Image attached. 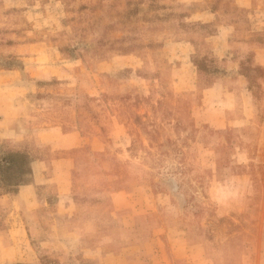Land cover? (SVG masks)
<instances>
[{"label":"rangeland","instance_id":"1","mask_svg":"<svg viewBox=\"0 0 264 264\" xmlns=\"http://www.w3.org/2000/svg\"><path fill=\"white\" fill-rule=\"evenodd\" d=\"M257 5L260 15L249 0H0V157L46 158L50 145L14 136L59 137L75 117L106 146L65 151L67 212L41 205L24 223L0 181V232L12 215L26 225L27 264L106 262L68 254L70 230L81 249L116 253L112 264H264V67L250 45L264 36L248 32L264 21ZM236 23L250 40L233 41ZM218 43L241 57L253 90L240 122L221 90L203 95L222 72ZM179 240L190 257L174 258Z\"/></svg>","mask_w":264,"mask_h":264},{"label":"crops","instance_id":"2","mask_svg":"<svg viewBox=\"0 0 264 264\" xmlns=\"http://www.w3.org/2000/svg\"><path fill=\"white\" fill-rule=\"evenodd\" d=\"M257 4L258 0H249V8L255 11L254 14L260 15L258 13L262 11V7ZM237 24L239 23H236L231 27V36L237 31V26H239ZM253 31L248 32L257 33L256 31H259L258 33H260V31H262L261 34L264 36V21L258 20ZM230 35L228 34V38ZM233 36H238L235 37V40H233L235 43H243V40L251 39V37L245 36L244 33L242 35L234 34ZM261 41L263 42L258 40L253 42L251 40L250 45L252 47L254 64L264 67V37ZM230 46L232 45H222L219 43L216 44V46H213L211 54L216 58V61L221 62L222 66L219 68L222 72H219L220 75L217 80L203 90V95H205L206 92L210 94L213 91L221 90V104L226 108L232 109L234 114V118L232 120L233 122H236L237 120V122H240V120L245 119V116L247 115L246 110L250 107L252 108L254 105L253 90L249 86L247 76L244 72H242L241 57L239 58L235 52L230 51L232 50L230 49ZM201 108L204 109V107ZM248 116L247 118H249ZM16 118L17 117L15 116V123ZM75 118L76 119L74 124H72V128L64 129L62 125L61 127L57 126L58 131L56 126H51L49 128L48 133H56L57 131L60 133L59 137L44 139L43 137H40L41 135H39V137L37 136L36 138L34 135H29L28 133L14 136V138L20 142H45L50 145L51 150L54 151L52 152L53 154L46 156L44 159L34 160L31 164L33 171L31 182L21 185L17 192H14L12 195L10 194L6 197L10 198V200L13 199L11 201H18V208L22 210V217L20 216V220L24 223H28L29 220H31V222L35 220V213L41 205L49 206L52 203L58 204L59 208L62 206L60 212H67L66 205L67 200H69L70 187H68L67 183H65V185L61 183V175L62 173H71L69 164L72 159L67 156V152L65 151L79 147L82 144H87L88 148L94 154L106 151L104 140L100 135L101 132L99 133V131H97L93 134L84 135L81 131L84 127L82 124V118ZM216 122L218 123L219 121ZM11 124L12 121L10 120V130ZM20 124L27 126L23 123V119H21ZM262 127L264 128V122L262 123ZM56 152H60L61 154L56 155ZM62 162L65 163L64 165L66 166L64 170L60 167ZM40 187L43 191L42 195H40L39 192ZM50 196H54V202L49 200ZM14 202L8 205L9 211H12V214H15L13 208L17 206V203L15 205ZM11 217H13V221L8 219V221H10V225L0 232V264L35 262L36 255L32 253L29 246L25 243V235L27 234L26 225L22 226L19 224V222H17L18 219L14 215L10 216V218ZM80 238L81 234L77 230H70L67 232L64 236L62 244L64 245L66 252L68 251V254H83L84 258H92L93 260L99 255L104 254L102 258L106 260V262L104 261L102 264H112L107 260L110 258V255H115L116 253L107 251L108 249L102 245H92L81 249ZM183 244V241L179 240L178 244L174 246V258L190 257L191 254L188 244ZM126 260L130 261L131 258L129 256H124L122 261L125 262Z\"/></svg>","mask_w":264,"mask_h":264},{"label":"trees","instance_id":"3","mask_svg":"<svg viewBox=\"0 0 264 264\" xmlns=\"http://www.w3.org/2000/svg\"><path fill=\"white\" fill-rule=\"evenodd\" d=\"M1 154V150H0ZM0 173L3 186L7 193L17 192L21 185L29 183V176L32 175V162L34 157L26 151H7L0 157ZM27 264V263H19Z\"/></svg>","mask_w":264,"mask_h":264}]
</instances>
